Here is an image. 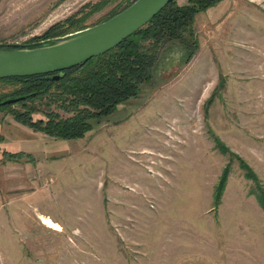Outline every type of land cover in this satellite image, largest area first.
I'll list each match as a JSON object with an SVG mask.
<instances>
[{"label":"rangeland","instance_id":"rangeland-1","mask_svg":"<svg viewBox=\"0 0 264 264\" xmlns=\"http://www.w3.org/2000/svg\"><path fill=\"white\" fill-rule=\"evenodd\" d=\"M97 1L0 0V44L39 41ZM195 22L192 61L171 43L156 80L83 138L52 137L0 109V264H264V210L240 166L264 190V0H223Z\"/></svg>","mask_w":264,"mask_h":264},{"label":"trees","instance_id":"trees-1","mask_svg":"<svg viewBox=\"0 0 264 264\" xmlns=\"http://www.w3.org/2000/svg\"><path fill=\"white\" fill-rule=\"evenodd\" d=\"M135 1L99 0L89 3L73 16L55 23L33 39L39 41L26 44H39L87 28V21L92 16L112 6L101 20L103 22ZM222 1L188 0L180 4L178 0H172L150 22L118 46L66 69L65 76L58 80L53 78L52 73L0 79V82L13 85L8 92L0 91V109L9 108L10 113L21 122L52 137L83 138L102 120L111 116L121 104L137 98L144 85L156 80V66L171 43L175 42L183 48L185 63L191 62L201 47L196 15ZM6 46L0 44V49ZM18 97L21 98L15 103H3L9 98ZM212 98L213 95L209 102ZM36 100H45L47 109H41L34 103L29 104ZM14 104H21L22 109L12 108ZM35 112H42L46 119L34 120ZM213 140L221 153L231 151L217 135L213 134ZM231 155H235L234 152ZM8 156L21 157L17 153H9ZM240 166L245 171V177L255 182L251 194L255 195L264 210V190L257 175L245 161L240 160ZM230 171L231 166H225L214 188V208L221 204Z\"/></svg>","mask_w":264,"mask_h":264},{"label":"water","instance_id":"water-1","mask_svg":"<svg viewBox=\"0 0 264 264\" xmlns=\"http://www.w3.org/2000/svg\"><path fill=\"white\" fill-rule=\"evenodd\" d=\"M171 1L136 0L117 15L87 28L39 44H5L6 48L0 49V79L55 73L53 78L58 80L66 69L118 46ZM20 98L3 103H15Z\"/></svg>","mask_w":264,"mask_h":264},{"label":"bare ground","instance_id":"bare-ground-1","mask_svg":"<svg viewBox=\"0 0 264 264\" xmlns=\"http://www.w3.org/2000/svg\"><path fill=\"white\" fill-rule=\"evenodd\" d=\"M40 219L42 220V222H43L44 224H46L47 226H49V227H51V228H55V229H58V230L62 229L61 225H60L58 222L54 221V220H53L51 217H49V216L41 215V216H40Z\"/></svg>","mask_w":264,"mask_h":264},{"label":"crops","instance_id":"crops-1","mask_svg":"<svg viewBox=\"0 0 264 264\" xmlns=\"http://www.w3.org/2000/svg\"><path fill=\"white\" fill-rule=\"evenodd\" d=\"M180 3V2H179ZM187 3V2H186ZM180 4H185V3H180Z\"/></svg>","mask_w":264,"mask_h":264},{"label":"flooded vegetation","instance_id":"flooded-vegetation-1","mask_svg":"<svg viewBox=\"0 0 264 264\" xmlns=\"http://www.w3.org/2000/svg\"><path fill=\"white\" fill-rule=\"evenodd\" d=\"M53 74H55V73H53Z\"/></svg>","mask_w":264,"mask_h":264}]
</instances>
